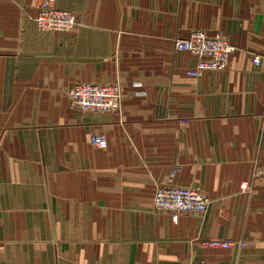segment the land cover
Returning a JSON list of instances; mask_svg holds the SVG:
<instances>
[{"label": "crops", "instance_id": "crops-1", "mask_svg": "<svg viewBox=\"0 0 264 264\" xmlns=\"http://www.w3.org/2000/svg\"><path fill=\"white\" fill-rule=\"evenodd\" d=\"M38 3L0 0V264H264V0H56L65 33ZM194 29L235 46L224 71L186 75ZM79 82L122 85L121 114L70 106ZM158 186L208 210L174 222Z\"/></svg>", "mask_w": 264, "mask_h": 264}, {"label": "built area", "instance_id": "built-area-1", "mask_svg": "<svg viewBox=\"0 0 264 264\" xmlns=\"http://www.w3.org/2000/svg\"><path fill=\"white\" fill-rule=\"evenodd\" d=\"M56 0H39L37 15L32 18L40 32L70 31L76 25L75 16L66 10L57 9ZM174 49L177 52H185L196 61L192 68L186 71L190 78H199L207 71H224L227 68L229 56L236 51L226 38L220 34L209 36L203 29H194L187 38L175 39ZM261 57L253 56L252 64L258 66ZM135 88L140 84L134 83ZM142 96V91L135 93ZM70 106L81 112H101L120 115L123 105V87L119 83L93 84L79 82L66 91ZM90 144L97 149L107 148V140L101 135H91ZM240 188L247 190V182H243ZM209 198L198 188L181 186H158L155 189L152 206L157 212L168 213L172 220L177 221L180 215L203 216L208 210ZM202 247L209 250L228 249L232 246L237 249L245 246L244 242H229L222 240H208L201 243ZM197 264H206L203 260Z\"/></svg>", "mask_w": 264, "mask_h": 264}, {"label": "rangeland", "instance_id": "rangeland-1", "mask_svg": "<svg viewBox=\"0 0 264 264\" xmlns=\"http://www.w3.org/2000/svg\"><path fill=\"white\" fill-rule=\"evenodd\" d=\"M239 242H244V241H239ZM234 243H238V242H234ZM245 243V242H244ZM246 244V243H245ZM232 247H234V246H232ZM236 248V247H235Z\"/></svg>", "mask_w": 264, "mask_h": 264}]
</instances>
